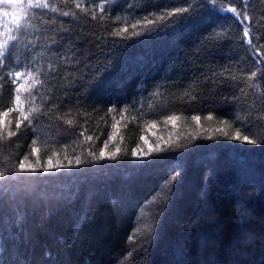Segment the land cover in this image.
Listing matches in <instances>:
<instances>
[{
  "label": "trees",
  "instance_id": "obj_1",
  "mask_svg": "<svg viewBox=\"0 0 264 264\" xmlns=\"http://www.w3.org/2000/svg\"><path fill=\"white\" fill-rule=\"evenodd\" d=\"M46 2L0 0V42L17 37L0 64V113L14 108L10 72L39 69L35 104L56 105L36 145L27 122L0 143V169H12L0 178V264H264V0ZM231 6L251 20L216 10ZM178 7L195 18L127 40L111 35L125 16L130 24ZM226 68L245 79L213 76ZM253 71L256 89L246 80ZM18 116L4 118L12 130ZM241 126L261 143L224 138ZM101 149L120 151L89 155ZM25 156L41 170L14 171ZM49 162L71 166L43 171Z\"/></svg>",
  "mask_w": 264,
  "mask_h": 264
},
{
  "label": "snow or ice",
  "instance_id": "obj_2",
  "mask_svg": "<svg viewBox=\"0 0 264 264\" xmlns=\"http://www.w3.org/2000/svg\"><path fill=\"white\" fill-rule=\"evenodd\" d=\"M207 2L209 4H211L213 6V8H215L216 6V0H207ZM4 4H11L14 8L16 7H21L20 4V0H3ZM103 3H107V0H102V4ZM27 4L29 6V8H48L49 4L46 2V0H27ZM51 7L54 10H57L56 5H51ZM76 8L81 9L82 11H87L86 8L83 7V4L80 2H77L75 4ZM218 12L221 13H232L234 14V16L238 19L241 20V22L243 23L244 21H250L251 17L248 15L247 11L241 12L240 9L231 6L228 8H219L216 9ZM22 11H27L26 9L22 8ZM188 14V15H185ZM5 16L8 15L7 12L4 13ZM63 16H69V15H73V13L70 12H64L62 13ZM195 13H190V9L189 8H174L171 11L168 10H162L159 14L157 13H149L148 16L140 18V19H134V22L128 24V20L129 17L125 16L123 19L125 20L126 24L125 26L119 28V29H114L113 32L111 33V35H114L115 37H119L121 40H127L131 37H136V36H141V35H151L153 34L155 31H159L160 28L156 27L157 25H162L164 22H172L174 21L175 23H186L192 19L195 18ZM149 17H155V19H150ZM16 22H17V31L20 30V17L17 16L16 18ZM93 19H95V13H93ZM101 19H103V17H101ZM121 18L117 17L116 20L119 21ZM129 28H131L132 30L129 31ZM222 33H216V36L221 35ZM243 36L247 39V43L249 45H252V39H251V28L249 26H245L244 27V31H243ZM17 37L14 36H10L8 39L3 40L2 42H0V64H3L4 60V56L8 50L9 47V43L10 41L16 40ZM61 39H63V37H61ZM53 43L55 44L56 41H53ZM49 67H51V65H49ZM9 77H12L14 75V79L11 80V83L15 86L14 89V108H8L7 110H5L3 113H0V143L5 142L10 140L12 137H16L18 135V133L20 132L22 126L24 125L25 122H27V125L29 126V128L31 129L33 135L36 136V139H34L32 141V145H36L38 140H39V133H38V124L41 120H43L45 117L51 121L52 116H51V112L54 108H56V105H52L51 108H49L47 111H43L44 108V104L43 102L39 105L35 104V101L38 99L37 96L32 95L33 92V88L37 85H40L43 83V81H41L38 77L40 75V70L37 69L36 72H33L31 70H25V72H15L13 73H8L7 74ZM216 75H221V76H231V79L233 80H237L239 79H245V77L240 76L239 74L237 75H232L228 69H223L221 70L220 73H213V76ZM23 76V83H19V79ZM37 77L36 79H33V77ZM258 73L253 71L251 72L247 77L246 80L248 82V86L251 89H256L257 85L255 83H253L254 79L257 78ZM28 81H31V84L28 83ZM49 91H51V89H49ZM243 91V90H241ZM21 93H27L28 97L22 96ZM153 95H155V93H153ZM48 97L44 96L42 98L43 101H48ZM233 99H236L235 97ZM28 104H32L31 107H25V105ZM18 110L19 111V116L16 118L15 121V130H12L10 127L11 121L4 119L6 117L9 116L10 113H12L13 111ZM113 109H109V111L111 112ZM262 116H264V113L261 114ZM59 118V117H57ZM178 117H176L175 115L169 116L166 119L169 121H175ZM212 115L209 114L207 116V119H212ZM192 120L196 121L197 123L200 122L201 117L200 116H192ZM240 121V117L237 116L236 120L232 122V124H229L228 121H222V123L224 124H229V126L231 127L233 124H236L237 122ZM65 123L71 125L73 122L71 120H67L65 121ZM219 131V130H217ZM245 131L244 127L241 126L236 133L231 136V137H227L225 136L224 138H231L233 140H236L238 142H244V143H249V144H256V143H261L260 140L254 139L252 138L250 135H242V132ZM81 135H83V133H81ZM209 139H213L216 137H207ZM87 140H91L92 137H87ZM195 139V137H194ZM166 147H171V145H167ZM165 149L160 148L159 146L155 149V151L159 152V151H163ZM3 149L0 148V152H2ZM119 149H117L115 152H111V153H106L103 149H101L99 157H96L93 153H89V155L93 156V159H116L117 155L119 153ZM31 152L33 154H35L37 152V148L32 146L31 147ZM152 154V150H150L148 153H137L135 150L133 151V156H137L140 159H144L148 156H150ZM27 156H25L23 159H21L19 161V164L15 166L14 171L16 172H32L35 173L41 169H38L36 166L34 165H26L25 164V160H27ZM5 160H8L9 157H4ZM85 161H82L80 159L79 156L76 157V164L79 165L81 163H83ZM71 165H64V164H53L51 162H49L46 166L43 167V171L47 172V171H51L52 169L55 168H62V167H69ZM12 169H0V178H3L7 175H9L10 171ZM138 229H134L133 230V234L129 236V240H133L135 238V234L138 233Z\"/></svg>",
  "mask_w": 264,
  "mask_h": 264
}]
</instances>
